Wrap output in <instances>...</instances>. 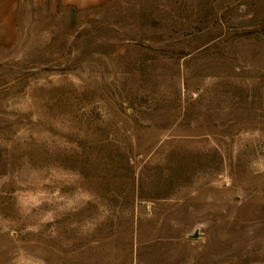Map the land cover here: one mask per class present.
Listing matches in <instances>:
<instances>
[{
    "label": "rangeland",
    "instance_id": "obj_1",
    "mask_svg": "<svg viewBox=\"0 0 264 264\" xmlns=\"http://www.w3.org/2000/svg\"><path fill=\"white\" fill-rule=\"evenodd\" d=\"M0 264H264V0H19Z\"/></svg>",
    "mask_w": 264,
    "mask_h": 264
},
{
    "label": "crops",
    "instance_id": "obj_2",
    "mask_svg": "<svg viewBox=\"0 0 264 264\" xmlns=\"http://www.w3.org/2000/svg\"><path fill=\"white\" fill-rule=\"evenodd\" d=\"M106 0H48L50 9H55L58 3L77 7L96 5ZM19 0H0V44L11 42L16 36V18Z\"/></svg>",
    "mask_w": 264,
    "mask_h": 264
},
{
    "label": "water",
    "instance_id": "obj_3",
    "mask_svg": "<svg viewBox=\"0 0 264 264\" xmlns=\"http://www.w3.org/2000/svg\"><path fill=\"white\" fill-rule=\"evenodd\" d=\"M189 235H191L192 237H196L198 235V230L195 229L192 233H190Z\"/></svg>",
    "mask_w": 264,
    "mask_h": 264
}]
</instances>
